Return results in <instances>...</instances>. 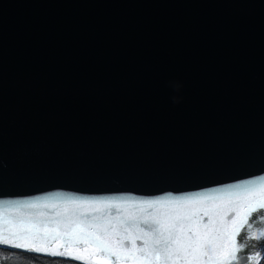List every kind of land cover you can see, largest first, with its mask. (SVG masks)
<instances>
[{
    "label": "water",
    "instance_id": "obj_1",
    "mask_svg": "<svg viewBox=\"0 0 264 264\" xmlns=\"http://www.w3.org/2000/svg\"><path fill=\"white\" fill-rule=\"evenodd\" d=\"M261 185L264 0H0V236L69 201L165 212ZM261 219L234 264L264 251Z\"/></svg>",
    "mask_w": 264,
    "mask_h": 264
},
{
    "label": "snow or ice",
    "instance_id": "obj_2",
    "mask_svg": "<svg viewBox=\"0 0 264 264\" xmlns=\"http://www.w3.org/2000/svg\"><path fill=\"white\" fill-rule=\"evenodd\" d=\"M65 203L64 213H56L43 227L33 223L11 231L0 236V244L40 252L44 249L37 243L51 242L50 255L85 264H234L242 251L240 232L264 209V185L237 191L234 197L187 196L165 212L159 211V201L139 202V214L122 213L117 202H98L102 207H95L97 202ZM262 259L261 250L246 256L247 264Z\"/></svg>",
    "mask_w": 264,
    "mask_h": 264
},
{
    "label": "trees",
    "instance_id": "obj_3",
    "mask_svg": "<svg viewBox=\"0 0 264 264\" xmlns=\"http://www.w3.org/2000/svg\"><path fill=\"white\" fill-rule=\"evenodd\" d=\"M0 264H85L68 258H60L0 248ZM260 264H264V259Z\"/></svg>",
    "mask_w": 264,
    "mask_h": 264
},
{
    "label": "clouds",
    "instance_id": "obj_4",
    "mask_svg": "<svg viewBox=\"0 0 264 264\" xmlns=\"http://www.w3.org/2000/svg\"><path fill=\"white\" fill-rule=\"evenodd\" d=\"M172 87H173L174 91L179 92L181 90V88L183 87V85L181 83L177 82V83H174L172 85ZM181 100H182V97H177V96L172 97V103L173 104H179L181 102ZM259 222L264 223V219L259 220Z\"/></svg>",
    "mask_w": 264,
    "mask_h": 264
}]
</instances>
